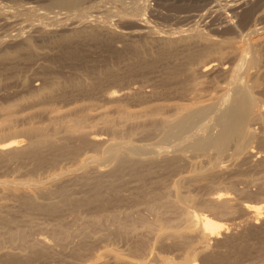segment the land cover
Masks as SVG:
<instances>
[{"label": "rangeland", "instance_id": "obj_1", "mask_svg": "<svg viewBox=\"0 0 264 264\" xmlns=\"http://www.w3.org/2000/svg\"><path fill=\"white\" fill-rule=\"evenodd\" d=\"M135 1L0 0V14L16 23L0 18V38L18 27L21 37L35 34L31 45H0V264H127L121 256L181 264L188 251V264H264V43L256 45L261 60L254 67L239 66L238 45L231 46L264 24V0H145L138 12L144 30L122 13ZM82 15L89 23L76 30L73 19ZM38 20L52 31L34 32ZM158 35L181 40L165 46ZM239 73L257 109L246 123L252 138L238 155L223 141L222 126L214 145L205 132L192 133L201 122L213 125L211 110L160 122L216 103L227 86L241 88ZM28 128L46 133L53 148L24 152L35 140L23 134ZM184 133L209 142V151L192 153ZM112 141L145 147L143 153L168 149L156 163L118 174L107 160L81 168ZM173 156L176 166L168 168ZM39 181L44 188L28 184ZM205 219L217 224L208 236L199 226ZM192 220L197 227H189Z\"/></svg>", "mask_w": 264, "mask_h": 264}, {"label": "bare ground", "instance_id": "obj_2", "mask_svg": "<svg viewBox=\"0 0 264 264\" xmlns=\"http://www.w3.org/2000/svg\"><path fill=\"white\" fill-rule=\"evenodd\" d=\"M74 3H76L78 0H70ZM82 1V0H81ZM85 1V0H84ZM145 0H137L133 3L132 7H131V11L128 13V12H124L122 11L123 15H129L130 17H137L135 18L134 20L136 21V23L138 24V27L140 29H146L147 28V25L145 23H143V20L141 18H138V12H139V9L142 10L141 8H143V2ZM147 1V0H146ZM237 3L241 2L242 0H235ZM80 2V1H79ZM78 2V3H79ZM215 2V1H214ZM81 4V3H80ZM135 4V5H134ZM129 8V7H128ZM128 8H126L125 10H127ZM32 10V9H31ZM30 10V11H31ZM38 10V9H37ZM33 11V10H32ZM81 11V10H80ZM112 11V10H111ZM36 13V12H35ZM33 14V13H31ZM47 14V13H46ZM23 15V14H22ZM26 15V14H24ZM36 15V14H35ZM43 15V14H42ZM41 15V16H42ZM49 15V14H48ZM47 15V16H48ZM61 15V14H60ZM79 15V14H77ZM122 15V16H123ZM32 17V15H30ZM37 16V15H36ZM39 16V15H38ZM46 16V17H47ZM70 16V15H69ZM86 16V15H85ZM85 16L82 15L80 17H76V19H73V28H76L79 29L81 27H79L80 24H83V23H89L85 20ZM28 17V16H27ZM50 17V16H48ZM68 17V16H67ZM66 17V18H67ZM75 17V15H74ZM129 17V18H130ZM0 18H2V20H4V24H13V22L15 23V21H13V19H11L13 22L7 20L8 18H4L2 14H0ZM30 18V17H29ZM53 18V17H52ZM62 18V17H61ZM64 18V17H63ZM71 18L72 15H71ZM125 18V17H124ZM37 19V18H36ZM42 19V18H41ZM45 19H48V18H45ZM58 19V18H57ZM60 19V17H59ZM58 19V20H59ZM70 19V18H69ZM44 20V19H43ZM68 20V19H67ZM72 19H70L71 21ZM26 22V20H24ZM39 21V20H38ZM18 22V21H17ZM40 24H38L35 29L33 30L35 32L36 29L38 28H42L43 30L47 31V32H50L52 31L50 28L51 26H47L46 24L44 23H41V21H39ZM50 22V21H49ZM53 22V21H52ZM55 23V22H53ZM57 23V22H56ZM64 23V22H63ZM104 23V22H103ZM101 22V26H102V29H111L110 25H108L107 23H104L103 24ZM16 24V23H15ZM76 24V25H74ZM92 24V23H91ZM18 25V24H17ZM15 25V26H17ZM27 25V24H26ZM29 25V23H28ZM52 25V24H50ZM99 25V24H98ZM97 25V26H98ZM262 25V26H261ZM258 28H256L255 26L249 28L246 32V34H243V37L238 40V41H235V42H231L228 40V42H231V46L233 45H238L237 47V51H238V65L241 66V64H244L243 66H251V67H254L255 65L257 66V61L261 60V58L258 56V49H257V46L256 45H263L264 43V24H261ZM10 26V25H9ZM14 26V27H15ZM30 26V25H29ZM55 26V25H54ZM52 26V28L54 27ZM58 26V25H57ZM56 26V27H57ZM82 26V25H81ZM89 26V25H88ZM13 27V26H12ZM32 27V26H31ZM34 27V26H33ZM91 27V26H89ZM96 27V26H95ZM23 29V27H18L17 28V33L14 35V36H11L10 38L8 39H3V38H0V45L3 44L5 41H8L9 43L13 40H16L18 39L15 43L16 45H31L33 41H31V38L32 36H35V34L31 33L29 34L28 36L26 37H21V34H20V31ZM31 29V28H30ZM56 29V28H55ZM92 31H95V29H93V27H91ZM12 30V28H11ZM28 30V29H27ZM57 30V29H56ZM91 30H89L88 33H91L92 32ZM116 32V30H114ZM113 31V32H114ZM97 33V32H96ZM100 33V32H99ZM112 33V32H111ZM110 33V34H111ZM120 33V32H119ZM14 34V33H13ZM139 34V33H138ZM174 34V33H173ZM6 35V34H5ZM159 38V41L162 42L163 45L165 46H171V45H175L176 43H178L181 39L179 35H176V36H168L166 38H162L163 36L161 35H158L157 36ZM70 39L69 38H66V41H69ZM218 41V40H217ZM214 42H212L211 44H213ZM222 43V42H221ZM8 44V43H7ZM221 45V44H220ZM230 45V44H229ZM215 46V45H214ZM211 50V48H209ZM232 50V49H231ZM140 54V53H139ZM259 57V59H258ZM258 61V62H259ZM242 66V67H243ZM241 69V68H239ZM240 74V75H239ZM236 75L235 77V80L238 78L239 82H238V85L241 87L239 89H235L234 85L233 86H230L228 88V86L224 89L223 93L217 98L218 101L216 103H210V104H204L201 102V104H196L195 107H185V112L180 114L178 117H176L175 119L173 120H167V119H160V122L162 123H168V124H172V123H178L180 121H183V119L185 118H197L201 115H203V113H205L207 110H209V113L206 114V115H209L211 112L210 110L215 113V118H212L214 119L213 123L211 122V127H210V122H201V124L199 125V128L198 129H195L192 131V133H197L199 134L198 132H205L206 133V136L205 138H208V139H211L210 143L211 144H218V142L220 141L219 139V134L218 131L220 130V127L222 126L223 127V131H222V138H223V141L225 142V144H227L228 146L232 145L234 148L233 152L235 155H238L239 152H241L248 144L249 140L252 138V133L248 130V126H247V120L250 118L251 114L254 112L255 108H256V103H255V100L251 97L250 95V92H249V88H250V84L247 83L245 84V80L242 79V77L245 75V73H239ZM243 75V76H242ZM257 82V81H256ZM256 82L253 81V83L251 84H257ZM247 85V86H246ZM50 89V88H49ZM54 89V88H53ZM227 89V90H226ZM48 89H46L47 91ZM51 90H52V87H51ZM51 90L50 93H51ZM220 90V89H219ZM243 90L245 91L243 93ZM48 91V92H49ZM54 92V91H52ZM221 93V92H219ZM243 93V94H242ZM218 95V94H217ZM211 96V95H210ZM208 98V97H207ZM215 100V99H214ZM222 100H225V102H221ZM211 101V100H209ZM221 102V103H220ZM257 109V108H256ZM257 111V110H256ZM211 113V114H213ZM220 113L224 114L225 115L222 117L224 118V122L222 123V118L220 116ZM256 113V112H254ZM253 113V114H254ZM127 115V114H126ZM205 115V116H206ZM255 115V114H254ZM131 116V115H130ZM205 116L203 118H205ZM208 117V116H206ZM211 120V119H209ZM212 121V120H211ZM33 127V126H32ZM31 128V127H30ZM35 128V127H34ZM215 129V131L212 133V129ZM27 129V128H26ZM23 132V134L27 137V136H30V137H33L32 139H35L30 145L29 147L27 148H23L22 150L24 149H27L29 148V152L32 154V153H36V149H38L41 145L42 146H45L47 145L48 147L52 146V144L54 143L52 141V139H48L47 138V135L45 133V135L43 134V132L41 133L39 130H34L33 128L32 129H29V130H26ZM184 135H186L184 137L185 139V142L186 144L184 145L187 146L188 149H191L190 151L192 152H195V154H205L207 153V151H209L210 149V146H208V143L207 141L204 142V144H199L197 142V138H193V139H190L188 138V135L187 133ZM212 135V136H211ZM178 136V135H177ZM180 136H183V135H180ZM176 137V136H175ZM175 137H165L163 138L162 140H167L169 141L168 139L172 138V140L175 139V142L177 141ZM179 139V138H177ZM32 141V140H31ZM163 144V143H162ZM161 144V145H162ZM175 144V143H174ZM9 146H12V144H7L5 145L3 148L5 147H9ZM54 146V145H53ZM52 146V148H53ZM56 146V145H55ZM165 147L164 146V150H160L161 146L158 147L155 149V148H150L148 147V150H150L148 152L147 149H145L147 152L143 153L144 150L143 148L145 147H142V146H137V145H134V144H131V143H118V142H111L109 143V145L105 148L104 151H102L100 154L98 155H88L86 158H84V160L82 161V163L80 164L81 165V168L85 169L87 168L88 166H93L95 163H99L103 160H107V161H111V162H115L116 164V167H115V170H114V173L116 172L117 174L120 173L121 171H123L124 169L127 170V169H130V170H135L139 165H141L142 163H152V162H155L156 159L160 158L159 157V154L162 153L163 151H165ZM62 148V147H61ZM168 149V146L166 147ZM173 148V147H172ZM15 149V148H14ZM60 149V148H59ZM18 149H15V151H17ZM21 150V149H20ZM22 150L20 152H22ZM26 150V151H27ZM36 150V151H35ZM64 150V149H63ZM62 150V151H63ZM141 150V151H140ZM143 150V152H142ZM175 149L173 148V151ZM19 151V150H18ZM140 151V153L144 154V155H149L148 157H139V154H137L138 152ZM25 152V150H24ZM28 152V153H29ZM38 152V151H37ZM66 152V151H65ZM71 152V151H70ZM192 152V153H193ZM14 153V152H13ZM16 153V152H15ZM19 153V152H18ZM27 153L28 156H30L29 154ZM167 152L165 153H162V154H166ZM182 152H180L181 154ZM23 154V153H22ZM37 154V153H36ZM137 156H136V155ZM177 154V153H176ZM175 154V155H176ZM17 155V154H16ZM21 155V154H19ZM26 155V154H25ZM33 155V154H32ZM38 155V154H37ZM171 155V154H170ZM15 156V155H14ZM161 156V155H160ZM182 156V155H181ZM13 157V156H12ZM184 157V156H183ZM35 158V157H34ZM37 158V156H36ZM39 158V157H38ZM41 160V158H39ZM37 159V160H39ZM39 160V161H40ZM45 160V159H44ZM146 160V161H145ZM168 161L165 162L166 166L168 168H173L176 166V160H175V157H171L169 159H167ZM53 161V160H52ZM110 163V162H109ZM156 163V162H155ZM37 164V163H36ZM114 165V164H113ZM98 171L101 172V169L97 166L96 167ZM80 170V168H79ZM138 170V169H137ZM68 172V171H67ZM71 172V171H69ZM73 172V171H72ZM76 172V170L74 171ZM115 173V174H116ZM131 173H133L131 171ZM64 174V173H63ZM75 174V173H74ZM135 174V173H134ZM65 175V174H64ZM73 175V174H72ZM50 181H53L55 180L56 178H58V176L54 175L52 178L49 177ZM48 180V179H47ZM5 181H0V185H5ZM8 183V182H7ZM15 183V182H14ZM13 183V184H14ZM27 183V182H25ZM25 183H16V186H20V187H24V185H31V187H34L35 189L36 188H44V183L42 181H39V182H34V183H28V184H25ZM96 184V183H95ZM98 185V184H96ZM94 186V185H93ZM15 187V185H14ZM13 188V187H11ZM18 188V187H17ZM26 188V187H25ZM29 188V187H28ZM101 188V186L99 187ZM14 189V188H13ZM63 190V189H62ZM99 190V189H98ZM98 190H97V194H98ZM59 191V190H58ZM65 191V190H64ZM47 192V191H46ZM53 192V191H52ZM57 192V191H55ZM62 192V191H61ZM100 192V191H99ZM48 193V192H47ZM54 193V192H53ZM58 193V192H57ZM95 193V192H94ZM55 194V193H54ZM60 194V193H59ZM53 195V194H52ZM67 195V193H66ZM96 195V194H95ZM98 197V196H97ZM101 198V197H100ZM61 199V197H60ZM217 200H220L221 199V195H218L216 197ZM216 199H213L214 201ZM67 200V199H66ZM65 200V201H66ZM223 200V199H221ZM227 200V199H225ZM29 201V200H28ZM64 201V200H63ZM84 201V200H83ZM81 201V202H83ZM101 201V200H100ZM104 201V200H103ZM61 202V201H60ZM77 202V201H76ZM91 202V201H90ZM27 203V202H26ZM34 204V202H32ZM66 203H70V200L66 201ZM28 204V203H27ZM37 204V203H36ZM48 205V204H47ZM50 205V204H49ZM48 205V206H49ZM73 205V204H72ZM34 206V205H33ZM40 208V207H39ZM46 208V206H45ZM47 209V208H46ZM249 211L253 214L257 213L258 212V208L256 207H253V208H250ZM260 212V211H259ZM255 218V217H254ZM5 222V221H4ZM8 224V223H7ZM9 225V224H8ZM197 222L196 221H193L191 222V224L189 225L190 228H195L197 227ZM199 226L202 228V232L204 233L203 236H208V234H210L211 230H213L217 224L215 222H213L212 220L210 219H205L203 222H201L199 224ZM198 226V227H199ZM17 232V231H16ZM20 234V233H19ZM169 234V233H168ZM173 235V233H172ZM178 236V234H176ZM18 237V236H17ZM34 242V241H33ZM32 247V246H31ZM5 249V248H4ZM28 249V248H27ZM38 253V252H37ZM107 253V252H106ZM110 253V252H109ZM113 256V255H112ZM13 257V256H12ZM117 258L118 255H116ZM122 257V256H121ZM121 257L119 258L120 260H122V262H125L127 264H135L132 260L130 259H125V258H122ZM10 258V257H8ZM194 256H193V253L191 251H188L186 252V254L184 255V258L181 260L182 262H180L181 264H188L191 259H193ZM7 259V258H6ZM116 260V259H115ZM165 260V259H164ZM170 260V259H169ZM21 260L19 259H7L5 261V263L7 264H21L20 262ZM169 262V261H168ZM138 263V262H137ZM178 264V263H177Z\"/></svg>", "mask_w": 264, "mask_h": 264}]
</instances>
